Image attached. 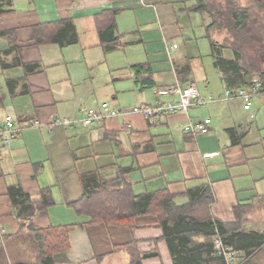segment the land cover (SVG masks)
<instances>
[{
  "label": "crops",
  "instance_id": "1",
  "mask_svg": "<svg viewBox=\"0 0 264 264\" xmlns=\"http://www.w3.org/2000/svg\"><path fill=\"white\" fill-rule=\"evenodd\" d=\"M193 5L194 0H0V125L10 114L24 126L0 146V264H42L34 231L16 217L7 194L11 185L36 201L48 188L52 203L32 217L33 227L68 226L70 247L53 254L52 264H130L132 254L143 255L141 264H174L153 214L135 217L132 227L80 224L87 220L73 206L82 197L80 177L96 170L109 180L125 169L135 193L167 189L183 195L208 184L213 219L264 229V127L255 121L264 98L248 110L241 102L221 101L151 119L127 114L88 127L50 125L56 117L80 119V108L102 102L127 109L174 100L176 94L166 89L177 84L195 83L202 96L222 97L226 87L214 59L208 54L221 82L218 92L212 90L209 61L186 46L208 42V18L190 10ZM104 10L114 13V41L101 39L95 26ZM179 14L188 23L179 22ZM67 19L75 25L76 43L36 41V27ZM124 47L144 55L127 59L123 68L103 69L101 52ZM34 64L33 71L25 67ZM105 79L109 84L102 85ZM207 118V133L183 128ZM262 249L245 262L254 264L251 257Z\"/></svg>",
  "mask_w": 264,
  "mask_h": 264
},
{
  "label": "trees",
  "instance_id": "2",
  "mask_svg": "<svg viewBox=\"0 0 264 264\" xmlns=\"http://www.w3.org/2000/svg\"><path fill=\"white\" fill-rule=\"evenodd\" d=\"M190 10L202 12L208 18L205 37L209 54L225 87L238 89L247 85L252 75H264V0H194ZM95 26L101 39L105 36L109 41L115 40L113 12L104 10L97 15ZM35 39L38 43L64 45L76 43L78 36L74 23L67 19L36 27ZM25 67L33 71L37 65ZM126 172L119 169L109 180L103 179L97 170L81 175L82 197L73 203L76 213L87 218L81 225L132 227L135 217L153 214L160 222L174 264H224L213 249L216 238L242 251L246 257L264 247V229L244 230L238 227L237 219L225 223L212 218L213 195L208 184L187 189L183 195H174L167 189L135 193ZM7 194L16 217L27 222L22 227L34 231L40 262L52 264V255L67 251L70 245L68 226L40 228L31 224L32 217L52 203L48 188L42 189L37 201L18 185L9 186ZM179 196L186 200L178 203ZM132 256L130 264H141L143 255Z\"/></svg>",
  "mask_w": 264,
  "mask_h": 264
},
{
  "label": "built area",
  "instance_id": "3",
  "mask_svg": "<svg viewBox=\"0 0 264 264\" xmlns=\"http://www.w3.org/2000/svg\"><path fill=\"white\" fill-rule=\"evenodd\" d=\"M176 47V45H172ZM158 92V91H156ZM166 92L176 94V99L155 104H137L127 109H114L107 102L100 103L97 107L80 108L82 117L80 119H69L56 117L52 120L51 126H63L72 128L75 126L88 127L94 123L101 122L105 119L124 116L127 114H139L146 119L161 117L171 113H185L192 106H206L217 102L238 101L246 110L250 108L251 102L258 98H264V75L254 74L247 85L235 88H225L222 97L202 96L195 83L187 85H176ZM209 119L195 123H187L183 128L193 134L207 133L209 131ZM34 126V123H27ZM23 125L17 124L12 115H5L0 125V146L7 145L10 141L20 134ZM0 231H3L1 229ZM214 252L222 259L224 264H243L246 256L240 250L235 249L221 241L220 238L213 240Z\"/></svg>",
  "mask_w": 264,
  "mask_h": 264
},
{
  "label": "rangeland",
  "instance_id": "4",
  "mask_svg": "<svg viewBox=\"0 0 264 264\" xmlns=\"http://www.w3.org/2000/svg\"><path fill=\"white\" fill-rule=\"evenodd\" d=\"M183 20L185 22L186 19L184 18V16L181 17L180 14H179L178 15V21L181 22ZM186 22L188 23L187 20H186ZM194 24L195 23L192 21L191 22V25H194ZM194 30L196 31V29H194ZM184 38L178 39L179 47H182L183 46V42L185 41ZM215 38L219 39L218 36H215ZM190 39L192 41L195 40L194 37H193V35L191 36ZM186 46L188 48H191L194 53H197L198 54V56L203 57L202 58L203 61H206L207 64H208V61H209V78L211 79L212 84H213L212 90L213 91H216V92H218L219 90H221V82L219 80L218 73L213 68V65L211 64V61L208 60L210 58L209 55H208L209 54L208 42H202V41H200L198 43V46L197 45L194 46V42H191V44H187ZM132 49H133L132 47H124V48H118L117 50H115V51H113L111 53H108V54H103L101 52L100 58L103 60L102 61V64H101V65H103L102 66L103 69L105 67H108V68H123L126 65L127 59L130 61V58L135 57L136 54L144 55L143 52H142V50L138 49V50H134L133 51ZM91 53H93V52H91ZM91 53H89L90 56H88L87 59H89L90 61H94L96 57H94V55L91 54ZM111 66H113V67H111ZM108 71L109 70L107 69V72ZM105 75H102L101 74L99 77H105ZM108 75H109V72H108ZM109 80L112 81V79L110 77H109ZM101 84L102 85H107V84H109V81L105 79V80H103L101 82ZM262 100L264 101V99H262ZM109 102L110 101H108V104H109ZM251 104H252V102H251ZM134 105H137V104H134ZM134 105H131V107L134 106ZM259 111L260 112H258V115H257L255 121H257V123L259 124V126L264 127V104H263V106H261V108H260ZM259 120L261 121V123H259ZM118 226H120V225H118ZM239 226H242V224H239ZM106 231H109V230H106ZM246 259H247V257H246ZM250 261L253 262L254 264H264V249H262L260 252H258L257 255L254 256L253 258L251 257V260Z\"/></svg>",
  "mask_w": 264,
  "mask_h": 264
},
{
  "label": "bare ground",
  "instance_id": "5",
  "mask_svg": "<svg viewBox=\"0 0 264 264\" xmlns=\"http://www.w3.org/2000/svg\"><path fill=\"white\" fill-rule=\"evenodd\" d=\"M208 119V118H207ZM210 120V119H209ZM201 121H203V120H201ZM198 122V121H197ZM209 123H210V121H209ZM208 126H209V124H208Z\"/></svg>",
  "mask_w": 264,
  "mask_h": 264
}]
</instances>
